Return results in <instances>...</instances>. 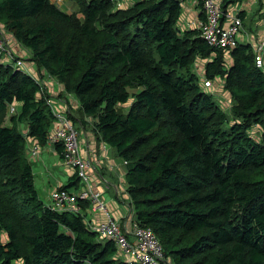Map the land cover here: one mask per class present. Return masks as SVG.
I'll return each instance as SVG.
<instances>
[{
  "label": "trees",
  "instance_id": "1",
  "mask_svg": "<svg viewBox=\"0 0 264 264\" xmlns=\"http://www.w3.org/2000/svg\"><path fill=\"white\" fill-rule=\"evenodd\" d=\"M75 1L68 14L51 0H0V25L78 99L72 122L90 117L125 161L135 224L170 264H264V70L251 47L226 51L180 29L185 0ZM40 86L0 63V264H133L81 212L39 198L23 148L25 137L47 142L56 120Z\"/></svg>",
  "mask_w": 264,
  "mask_h": 264
},
{
  "label": "crops",
  "instance_id": "2",
  "mask_svg": "<svg viewBox=\"0 0 264 264\" xmlns=\"http://www.w3.org/2000/svg\"><path fill=\"white\" fill-rule=\"evenodd\" d=\"M222 1L223 6L226 4L224 7L237 11L242 19L243 26L238 34V43L249 45L255 54L262 56L263 64L261 68L264 70V0H227L226 3L224 0ZM182 8L179 21L180 29L196 27V22L203 17L200 4L197 0H185L182 3ZM8 34V38L11 40L9 41L10 45H13L14 49L21 55L28 54L29 56V50L13 38L10 33ZM196 65L199 66L197 61ZM27 66L36 69L32 62ZM40 73L44 75H40L39 80H43L48 87L50 103L54 104L60 112L67 114L71 112L78 116V99L73 94L66 92L65 86L56 81L55 78L47 75L44 70H41ZM16 107L19 106L16 105ZM56 126L57 122L55 121L49 127L50 133L53 132ZM76 126L79 131L80 153L90 159L94 165V169L88 172L89 186L92 190L103 193L108 208L114 212L117 218L129 222L131 226L127 230L131 229L135 224L134 216L128 214L125 219H122V214H118L119 211L122 212L123 206H128L130 201L126 191V165L124 160L117 154L115 149L98 139V135L93 129V122L89 117H85L84 123L76 122ZM23 128L22 126L21 129ZM24 142L23 152L32 167L34 187L39 198L45 204H49L50 193L68 183L73 174L72 168L70 169L63 164L61 153L57 150L58 144L49 143L48 141L44 144H38L28 137H25ZM34 146L37 148L38 154L30 157L29 151ZM71 190L80 193L79 188H72ZM79 204L81 207L80 212L88 223H96L104 219L105 216L102 212L90 208L89 201L80 200Z\"/></svg>",
  "mask_w": 264,
  "mask_h": 264
},
{
  "label": "built area",
  "instance_id": "3",
  "mask_svg": "<svg viewBox=\"0 0 264 264\" xmlns=\"http://www.w3.org/2000/svg\"><path fill=\"white\" fill-rule=\"evenodd\" d=\"M197 2L202 9L203 18H200L196 22L197 25L194 28L199 29L201 38L210 46H217L226 51L233 50L239 42L238 34L242 29V19L237 11L229 7H224L222 0H197ZM1 34L0 40H3L0 42V49H3L4 46V53L9 55L7 58L13 62V66L21 65L22 60L17 58L14 60L13 56L15 55H12L9 49V52H6L5 46H7V43ZM255 62L257 66H262V56L260 54H255ZM210 83L209 80H205L204 85L210 86ZM15 109V105H10L8 113H15ZM54 116L57 126L48 135L47 141L61 145L63 162L75 172L77 171L79 177H84L85 170L90 163L80 156L79 131L67 113L60 111L55 113L54 111ZM37 154V148L35 146L32 147L29 151V156L34 157ZM78 196L81 199L86 197L94 206L105 210L103 206L105 203L102 204L100 202L99 195L90 194L87 189H82L79 195L71 189H55L50 193L49 205L59 211L77 213L81 208ZM105 217L107 218L104 222L89 223L90 228L98 236L112 240L126 261L133 264H161L165 257L163 246L155 232L149 226L134 224L133 234L136 237L135 241L138 242L133 243L127 239L124 227L115 216L108 211ZM142 243L145 244V247L142 246Z\"/></svg>",
  "mask_w": 264,
  "mask_h": 264
},
{
  "label": "rangeland",
  "instance_id": "4",
  "mask_svg": "<svg viewBox=\"0 0 264 264\" xmlns=\"http://www.w3.org/2000/svg\"><path fill=\"white\" fill-rule=\"evenodd\" d=\"M53 3H55L60 9H62L63 11H65L66 13H68V14H72L73 12H75V11H77L78 10V5L76 4V1L75 0H51ZM115 2V6L116 7H123V6H126V5H129V3L130 2H132V0H115L114 1ZM77 16L78 17H81L80 15H78L77 14ZM243 26V25H242ZM0 31H1V35H3V37L5 38V40H6V43H7V46H5L6 47V52H9V50H10V53L13 55H15V56H13L14 57V60L17 58V59H20V60H22V64L21 65H14V67L16 66L19 70H21V71H24V72H27L32 78H34L35 80H37L38 82H40V84H41V88L43 89H46L47 90V85H46V83H44L43 82V80H39V76L41 75V76H44L42 73H40V71L36 68V69H31V67L30 68H28V66H27V64H29V63H31V61L29 60V58H28V54L27 55H25V54H20L18 51H16L15 49H14V47H13V45H10V43H9V41H11L10 40V38H8V36H9V34H8V31H6L5 30V28L2 26V25H0ZM11 36V35H10ZM1 40H3V39H1ZM1 40H0V42H1ZM5 43V44H6ZM3 46V45H2ZM9 49V50H8ZM9 55H7V54H5L4 53V46H3V49L1 48L0 49V63H5L6 65L8 64H10V65H12V63L13 62H11L10 61V59H8L7 57H8ZM197 59V58H196ZM7 61H10V63H8ZM197 62H198V64H199V66L198 65H196V63H194V68H196V70H201L202 68H203V61L202 60H197ZM13 66V65H12ZM19 66V67H18ZM35 66V65H34ZM263 67H264V65H263ZM48 75V74H47ZM205 80V79H204ZM202 81V84H204V82L205 81ZM205 88V90H208V92H214V93H216L218 96H219V98H217V100H219L220 102H221V104L223 105V107H227V106H229L230 105V102H231V97H230V95H229V93H227L225 90H224V88L222 87V85L220 84V82H216V83H214V82H211L210 83V86H206V87H204ZM60 97H62V96H60ZM66 99V98H65ZM47 103L50 105V109L53 111V113H54V111H55V113H57L58 112V110H57V108L55 107V105L53 104H51L50 103V97H48V100H47ZM54 103V102H53ZM8 114V113H7ZM68 116H69V114H67ZM89 119L91 120V122H92V119L89 117ZM85 122V121H84ZM83 122V123H84ZM74 126L77 128V126H76V124H74ZM250 133H252L253 135H254V137H260V128H255V127H253V128H251V130H250ZM79 142H80V140H79ZM79 150H80V148H79ZM81 156V158L82 159H84V160H86V161H88L90 164H89V166L86 168V170H85V173H84V177H79L78 175H77V177L79 178V181H78V184H79V189H80V192L82 191V189L83 190H85V189H87L88 191H89V193L90 194H98L99 195V198H100V202L103 204V203H105L103 206L105 207V210H101V209H99V207H97V206H94L92 203H90V201L88 200V199H86V197L84 198V199H81L79 196H78V198L80 199V200H87V201H89V206H90V208L92 209V210H96V211H99V212H102L103 214H104V216L106 215V212H108L109 211V213L110 214H112L113 216H115V214H114V212L110 209V208H108V206H107V203H106V200L103 198L104 197V195H103V193L102 192H100V191H95V190H92L91 189V187L89 186V174H88V172H90L91 170H93L94 169V165H93V162L90 160V159H88L87 157H84V156H82V155H80ZM63 161V160H62ZM63 164L65 165V166H67L68 168H70L67 164H65L64 162H63ZM71 169V168H70ZM72 171H73V174H77V171L75 172L73 169H72ZM81 178V179H80ZM67 185V184H66ZM61 188H63V186L62 187H60V189ZM59 189V188H58ZM126 191H127V187H126ZM74 192H76V190L74 191ZM128 193V192H127ZM78 195L80 194V193H77ZM129 196V195H128ZM80 205V204H79ZM80 212V211H79ZM118 214L120 215V214H122L121 216V218L122 219H125L126 218V216L128 215V214H130V216H134V210H133V207H132V205H131V203H130V201H129V204H128V206H123L122 207V212H118ZM116 217V216H115ZM106 218L107 217H104V219L102 220V221H100V222H96V223H101V222H104L105 220H106ZM116 219L119 221V223L124 227V231H125V233L127 234V239L130 241V242H138V241H135L136 240V237H135V235L133 234V230H134V226H132V228L131 229H129V230H127V228L128 227H130L131 225L129 224V222L127 223V221L125 222V221H123V220H120L119 218H117L116 217ZM134 221H135V217H134ZM133 222V221H132ZM105 239H108L109 240V238H106L105 237ZM116 246V245H115ZM142 246H144L145 247V244H143L142 243ZM117 247V246H116ZM118 248V247H117ZM146 248H147V246H146ZM119 249V248H118ZM164 256H165V254H164ZM165 262H167V263H169L170 264V260L168 259L167 260V258L166 257H164V260L161 262V264H165ZM19 263V262H18ZM18 263H16V264H18Z\"/></svg>",
  "mask_w": 264,
  "mask_h": 264
}]
</instances>
